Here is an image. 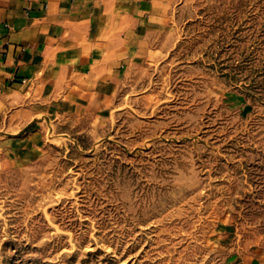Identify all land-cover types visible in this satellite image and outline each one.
Wrapping results in <instances>:
<instances>
[{
	"label": "rangeland",
	"instance_id": "374dc122",
	"mask_svg": "<svg viewBox=\"0 0 264 264\" xmlns=\"http://www.w3.org/2000/svg\"><path fill=\"white\" fill-rule=\"evenodd\" d=\"M264 247V0H177L103 119L0 164V264H230Z\"/></svg>",
	"mask_w": 264,
	"mask_h": 264
},
{
	"label": "crops",
	"instance_id": "0c3cea01",
	"mask_svg": "<svg viewBox=\"0 0 264 264\" xmlns=\"http://www.w3.org/2000/svg\"><path fill=\"white\" fill-rule=\"evenodd\" d=\"M177 0H0V164L30 161L60 121L112 112ZM230 264H264V247Z\"/></svg>",
	"mask_w": 264,
	"mask_h": 264
}]
</instances>
